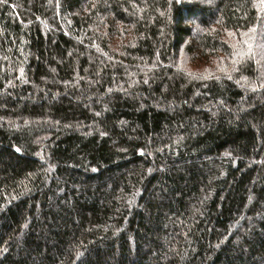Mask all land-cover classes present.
<instances>
[{
  "label": "trees",
  "instance_id": "obj_1",
  "mask_svg": "<svg viewBox=\"0 0 264 264\" xmlns=\"http://www.w3.org/2000/svg\"><path fill=\"white\" fill-rule=\"evenodd\" d=\"M0 264H264V0H0Z\"/></svg>",
  "mask_w": 264,
  "mask_h": 264
},
{
  "label": "snow or ice",
  "instance_id": "obj_2",
  "mask_svg": "<svg viewBox=\"0 0 264 264\" xmlns=\"http://www.w3.org/2000/svg\"><path fill=\"white\" fill-rule=\"evenodd\" d=\"M19 149H17V151H18Z\"/></svg>",
  "mask_w": 264,
  "mask_h": 264
}]
</instances>
